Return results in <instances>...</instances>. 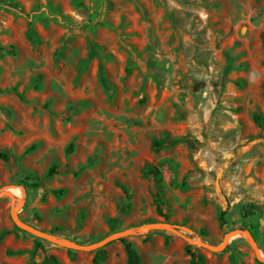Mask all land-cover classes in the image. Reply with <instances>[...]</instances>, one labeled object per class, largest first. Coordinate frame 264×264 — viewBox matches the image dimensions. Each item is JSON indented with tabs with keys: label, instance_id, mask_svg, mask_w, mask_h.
Wrapping results in <instances>:
<instances>
[{
	"label": "rangeland",
	"instance_id": "obj_1",
	"mask_svg": "<svg viewBox=\"0 0 264 264\" xmlns=\"http://www.w3.org/2000/svg\"><path fill=\"white\" fill-rule=\"evenodd\" d=\"M263 44L264 0H0V264H264L188 240L264 259Z\"/></svg>",
	"mask_w": 264,
	"mask_h": 264
},
{
	"label": "trees",
	"instance_id": "obj_2",
	"mask_svg": "<svg viewBox=\"0 0 264 264\" xmlns=\"http://www.w3.org/2000/svg\"><path fill=\"white\" fill-rule=\"evenodd\" d=\"M264 45V44H263ZM11 49H13V47L11 46L10 47ZM4 48L0 46V50H3ZM19 98L21 100H25L24 96L22 94H18ZM255 119V122L259 125V126H262V123H263V118L262 116H259V115H256L254 117ZM177 141L175 140H172L170 138H165V139H162V140H157L154 142V146L156 148H162L164 146H167V145H174L176 144ZM73 145L70 146V151L73 150ZM5 160H7L6 157H4ZM58 167L57 166H54L52 167L49 172H48V176H52L53 174H56L58 173ZM147 176H150L152 177V181H153V184L156 188V201L158 203V214L160 216H163L165 217L166 219L169 218V216L164 212L163 210V206H164V202H163V199H162V192L160 190V183L162 182V178H161V175H160V172L152 167V166H148V170H147V173H146ZM28 181H35L33 184L29 185L28 182H23L22 184H20V186H23L26 190L29 189V187H33V188H39V180H35L34 178H27ZM54 195L56 197H62L63 195H65V191L64 190H56L53 192ZM254 209V206H250L248 209H246V214L247 215H250L252 210ZM221 225L222 226H225L226 225V222H225V219L224 218H221ZM241 230L242 231H245L247 230V228L244 226V227H241ZM9 232H3L2 234H0V241L3 239V237H5ZM124 247H125V250H126V253H127V264H141L142 263V258H141V255L139 254V252L137 251L135 245L128 241L127 239H122L121 240ZM39 246L41 247V244H39ZM186 252L187 254L191 257V264H206V258L203 254H201L198 249H195L193 248L192 246H188L186 248ZM106 258V252L105 250H99L97 252V255L95 257V263L98 264L100 261H103L104 259ZM53 263L54 264H61L59 262V260L56 258V257H52L51 258Z\"/></svg>",
	"mask_w": 264,
	"mask_h": 264
},
{
	"label": "water",
	"instance_id": "obj_3",
	"mask_svg": "<svg viewBox=\"0 0 264 264\" xmlns=\"http://www.w3.org/2000/svg\"><path fill=\"white\" fill-rule=\"evenodd\" d=\"M2 197L10 198L12 200L13 204H15V202H16V198L11 193H9L7 191H1L0 192V198H2ZM15 211H16V208H15V206H13V208H12L13 218H14V221L18 225L19 228H21L23 230H26V231H28L30 233H33V234L37 235L38 237H40V238H42V239H44L46 241H49V242H51V243H53V244H55L57 246H60L62 248L72 249V250H76V251H91V250L100 248L101 246H103L104 244H106L107 242H109L111 240V239H109V240H106L104 242H101V243H98V244H94V245H88V246H83V245H80V244H75V243H72V242H67V241H64V240H60L59 238L55 237L54 235L44 233V232H42L40 230H37L35 228H32L30 226H27V225L21 223L14 216ZM152 229H163V230L172 231L173 233L178 234V235H182L181 232H179L177 230H172L168 225L163 224V223L149 224L147 226L141 227L138 232L145 233V232H148L149 230H152ZM130 232H136V231H130ZM237 233L246 234L250 238L252 246H253V248H254L259 260L264 263V259L260 256V250H259L258 244L253 239V237L250 234V232H248V231L238 230L236 232H231V233L227 234L225 236V239H224V242H223L222 246H220L218 248L214 247V246H211V245H209V244H207V243H205L203 241H200V240H197V241H193L191 239H188V240H189V242L191 244H194V245H197V246H201V247L206 248L208 250H211L213 252H221L227 247V245H228L229 241L231 240V238L234 235H236Z\"/></svg>",
	"mask_w": 264,
	"mask_h": 264
},
{
	"label": "bare ground",
	"instance_id": "obj_4",
	"mask_svg": "<svg viewBox=\"0 0 264 264\" xmlns=\"http://www.w3.org/2000/svg\"><path fill=\"white\" fill-rule=\"evenodd\" d=\"M10 190L16 195V197L20 201H22L25 198V190H24V188L15 187V188H11Z\"/></svg>",
	"mask_w": 264,
	"mask_h": 264
}]
</instances>
